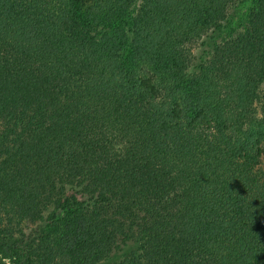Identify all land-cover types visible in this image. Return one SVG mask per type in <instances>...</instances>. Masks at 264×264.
Here are the masks:
<instances>
[{"label":"trees","instance_id":"obj_1","mask_svg":"<svg viewBox=\"0 0 264 264\" xmlns=\"http://www.w3.org/2000/svg\"><path fill=\"white\" fill-rule=\"evenodd\" d=\"M0 264H264V0H0Z\"/></svg>","mask_w":264,"mask_h":264},{"label":"rangeland","instance_id":"obj_2","mask_svg":"<svg viewBox=\"0 0 264 264\" xmlns=\"http://www.w3.org/2000/svg\"><path fill=\"white\" fill-rule=\"evenodd\" d=\"M246 6H242L238 8L236 11H233L230 16V23L232 25H237L239 21H241L245 15ZM7 263V262H6Z\"/></svg>","mask_w":264,"mask_h":264}]
</instances>
